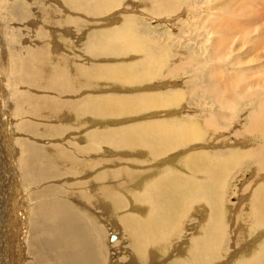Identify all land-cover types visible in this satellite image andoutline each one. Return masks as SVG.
Instances as JSON below:
<instances>
[{"label":"bare ground","instance_id":"bare-ground-1","mask_svg":"<svg viewBox=\"0 0 264 264\" xmlns=\"http://www.w3.org/2000/svg\"><path fill=\"white\" fill-rule=\"evenodd\" d=\"M37 1L34 0L35 5ZM98 1L101 0L91 2L96 4ZM56 2V5L63 6L66 0H56ZM0 3L3 8L1 9L2 17L6 18L9 14L11 21H29L33 16L32 7L29 6L30 0L24 4V13L18 11V6L14 2L1 0ZM68 3L74 10L88 8L85 2L68 1ZM36 6L39 7V13L38 24L35 27L38 35L45 37L44 28L54 24L57 17L64 18L65 16H62L58 7L51 4L41 7L38 3ZM33 21L34 18L31 22ZM70 23L71 25L78 24L74 19L70 20ZM57 25L61 28L58 31H65L62 29L64 26L62 21L57 20ZM78 32L79 27L76 37H78ZM13 34L18 38L17 31ZM58 35L54 38L56 40H54V49L52 48L54 54L48 44L50 39L47 42L43 38L38 49L34 48L31 43H23L24 40L23 42L19 39L12 41L10 55L9 52L7 54V61L10 62L8 66L11 67L5 79L0 76V89L3 90L2 88L6 85L8 90V94L3 92L0 96V122L3 120L4 127L8 131L6 134L14 131L17 156L14 158L16 162L12 159L11 165L7 166L6 176V182L15 187V192H5L4 187L0 185L2 189L0 195V264H108V257H105L106 251L116 243H107L109 242L107 235L111 231L100 224L111 222L109 217L112 215L120 220L112 221V223L115 222L116 227L122 226L118 229L119 231L121 229L127 246L128 251L125 249L124 251L131 255L127 263H124V258L122 259L124 262L121 263L159 264L157 255L165 254L169 246H173V242L183 235L185 217L190 214L193 205L203 209L199 210L202 225L196 226L201 227V232L198 236L189 234L190 236L185 240V251L176 249L180 252L179 257L172 258L171 254L169 256L173 259V264H211L213 259L219 260L222 257V247H225L223 245L225 230L228 228L224 226L225 206L223 203L229 193V174L236 170L241 171L245 166L256 165V170L250 178L255 179L252 181L254 183L259 182V167L264 162V157H262L264 152L258 153L264 150V105L262 104L264 99H259L258 96L248 98L256 102L255 104L262 105L258 112L261 119H258L257 115L252 116L251 126L248 129L260 144H255L257 146L249 148L248 151L241 150L242 147L219 153L217 151L220 149H218L215 154H210L211 150L210 153L208 150L199 151L185 155L181 158L182 160H177L175 153L174 158L176 159L172 160L169 156L171 159H168L166 164L176 167L180 173L191 172L186 176L175 173L169 167L161 172L132 171L133 168L130 170L120 164L121 167H119L117 161H121V157H126L125 154L128 152L137 151L133 154L134 156H127L128 158L133 157L130 159L131 164L152 165L156 162L151 167L155 165L154 168H157L159 162L165 161L169 153L178 147L187 146L195 141L206 140L205 142H208L209 138L215 136L213 127H208L207 123H198L195 116L180 119V121H159L125 126H121L120 123L119 127L105 128L104 121H109V119L111 121L107 124L114 126L119 122L113 123L112 121H117L121 117H130L126 119V123H129L134 120H131L133 115L179 106L181 101L187 99L186 93L176 91L171 95L161 93L122 95L105 91L104 94H96L104 89L101 87L103 82L108 87H111L109 84L115 83L123 89L132 88L137 87L146 79L160 77L161 73L159 75L156 72V76H153L148 69H141V72L136 69L131 71L133 63L126 67L122 66L123 64L110 65V67L107 64H79L77 59H69L62 52L70 46H64V34L61 35L63 38ZM94 38L95 36L91 35L87 44L83 45L82 49L87 53H91L96 47ZM70 48L76 51L75 47ZM0 58V62H3L6 57L0 54ZM215 83H217L216 75H207V81L201 88L203 91L212 93L211 97L213 96L215 103L218 107H222L223 111L228 105L226 103L228 96L225 93L221 94L218 90L220 83ZM95 90L98 91L95 92ZM231 96V101H235L231 104L238 105L241 101L244 102L243 94L241 96L237 92ZM228 101L231 102L230 99ZM236 105H233L234 108ZM188 112L190 113L189 110ZM170 113L173 114L174 111ZM210 113L211 117L208 119L217 117L223 120L226 109L225 113L221 111L215 115ZM185 120L197 124L199 131L194 130L193 126L185 125ZM54 121L67 125L59 124L58 126ZM96 121L104 124H97ZM87 124L90 130L83 136L85 132L83 127H87ZM96 125H99V130H95ZM68 133L69 135H66ZM8 134L0 136V152H6L7 161L12 153L10 154L11 149L7 152L4 145L10 140H7L5 144L1 138L8 139ZM20 136L23 138L18 139ZM62 140L67 141L63 143ZM192 147L194 149V146ZM134 167L137 168V166ZM93 171L94 174H92ZM1 176H5V173H1ZM82 176L86 178V181L79 180ZM235 177L238 178V176ZM22 187L27 193L26 197H23L25 194H22ZM252 194L250 233L253 230L259 232V229L264 227V183L258 185ZM129 206L136 212L132 213L131 209L132 211L128 210L129 213H127ZM88 207H92L94 211L100 209L105 222L100 220L103 223L99 224L100 216L97 218V212H93L92 208ZM194 228L195 226H191V229L196 230ZM231 229L238 231L232 226ZM12 232L16 234V240H12L13 244L7 246V239L11 238ZM186 233L190 232L186 231ZM245 234L243 233L237 242L245 241L246 236L243 237ZM256 242V248L248 249L245 255L233 264H264V238H257ZM114 261L116 262L115 259Z\"/></svg>","mask_w":264,"mask_h":264},{"label":"rangeland","instance_id":"rangeland-1","mask_svg":"<svg viewBox=\"0 0 264 264\" xmlns=\"http://www.w3.org/2000/svg\"><path fill=\"white\" fill-rule=\"evenodd\" d=\"M4 1L14 2L18 6V11L24 13V9H25L24 4L25 3L27 4V0H22V1L4 0ZM46 1H48V3ZM68 1L85 2L87 3L86 6L88 8L83 10H74V8L71 7ZM91 1L92 0H66L65 4L63 3L64 4L63 6H59L56 5L57 4L56 0H38L36 2V5L39 3L41 7L50 6V4L52 6L56 5L55 7H58L62 16H65L64 18L66 20L65 23L64 18L57 17L54 24L52 23L51 25H49L50 28L49 27L44 28L46 31L45 32L46 38L43 36H39L38 30H36L37 28L35 27L38 24L37 16L39 13L38 11L39 7H37L34 4L35 3L34 0H30L29 6L32 7L31 11L33 13V16L29 21H20V20L11 21L9 14L7 15L6 18L2 17L1 9L3 8L0 3V51H1L0 54L6 57L4 58L3 62H0V66H1L0 76L3 79H5L11 67L8 66V63L10 62L7 61L8 60L7 54L9 52L10 55V47L12 45V41L14 42V40L19 39L21 42H23L24 40L23 43H27V42L31 43V45H33L34 48L38 49L42 44L41 40L43 38L46 39V41L47 40L49 41L50 39V41L47 42L48 44H50L51 46L50 50L52 52L53 51L52 48L55 44L54 43L55 36H57L59 32L61 33L58 36L61 35L63 36V34L65 35V33H67L64 36L65 42H63V44L65 43L64 44L65 47L66 46H70L72 48L75 47L76 51L71 50L70 47H66L65 50L62 52L66 56H68L69 59H77L79 64H84V65L107 64L108 67H110V65L118 66L120 64H123L122 66L126 67L133 63L132 64L133 68L131 69V71L132 70L135 71L136 69V71L141 72L144 69H148L153 76H156V72H158L159 75L161 73L160 77L157 78L153 77V79L150 80L146 79L144 80V82L140 83V85H138L137 87H132V88L126 87L123 89V87H120V85L115 83L109 84L112 87L111 88L108 87V85H106L105 82H103L101 83V87H103L104 89L100 90V92H96L98 90H95L96 94H104L105 91L108 93L122 94V95L123 94L131 95L135 93H136L135 95L146 94V93H153V94L161 93V94L171 95L173 94V92L176 91L179 92L183 91L184 93H186L187 99L185 101H181L179 106L160 109V111H156V110L146 111L137 115H133L131 117V120L134 119L135 121L133 120L132 122L130 121L129 123L126 122L128 119H130V117L129 118L121 117V119L116 118L118 120L117 121L113 120L112 122L113 123L119 122V123L114 126L107 124V122L111 121L109 119V121H104L106 125L104 126L105 128L119 127L120 123L121 126H125V125H137L140 123L146 124L150 122H159V121L160 122L175 121V120L180 121V119L184 120L186 118L195 117V116L197 118L198 123H202V122L207 123L208 127L209 126L213 127L214 130L213 132L215 136L209 138L207 140L208 142H205L206 140L205 141L201 140V141L191 142L187 146L180 147L181 149L178 147L176 150L169 153V155L167 156L168 158H166L165 161L163 160L165 163H163V161H161L163 164L159 162V167L157 168H154L155 165L154 167H151L156 162H153L152 165L131 164L132 161L130 159H132L133 157L128 158L127 156L130 155L134 156L133 154L137 153V151H131V153L129 152L126 153L125 154L126 157L124 158L119 157L120 159H122L121 161L119 160L117 161L119 167L125 165L126 168L127 167L128 169L130 168V170L133 168L132 171H141V172L142 171L161 172L167 167H169V169H173L175 173L186 176L189 175L191 172L184 171L183 173H180V171L176 167L172 166L171 164H166V161L171 158L172 160L176 159L177 157H178L177 160L178 159L180 160L187 154H191L194 152L196 153L199 151L205 152L207 150L208 152L211 150L210 151L211 153L209 152L210 154H215L217 152L219 153L238 147H242L241 150L248 151L249 148L255 147L260 144V142L254 136L251 135L248 129L251 126V120H252L251 118L257 115V118L261 119L260 118L261 115L258 114V112L261 108L260 106L262 105L261 104L258 105V103L255 104L256 102L254 103L252 102L253 100H249L248 98H250L251 96H255V97L258 96L259 99H264L263 97L264 96V0H101L100 2L98 1V3L96 4L92 3ZM33 18L34 21L31 22ZM72 19L77 21L78 24L71 25L70 20ZM57 20L58 21L60 20L62 21V23H64L62 29L65 31L62 30L58 31V29L61 28L58 27ZM78 27H79V32L77 34L78 37H76ZM14 31L15 32L17 31L18 38L14 36L13 34ZM54 33L55 36L53 37ZM130 34H132V36ZM91 35L95 36L94 42L96 41V47L93 49L91 53H87L82 48L83 45L87 44V42L90 40ZM135 35L137 36V39ZM64 46L62 48H64ZM77 51L79 52V55ZM6 64L7 66H5ZM126 72L128 71L126 70ZM211 74L216 75L217 83L215 84L218 83L221 84V85L218 84V86L220 87V89L218 90L221 94L223 93L227 94L228 100L230 99L231 101L230 98L232 97L231 95L236 94L237 92L241 96L243 94L244 97L243 100L244 102L241 101V103L238 105L231 104L235 101H231L229 103V101L226 99V103L228 105L226 106L227 108L224 107L226 109V115L224 114L225 117L223 120L217 119V117L214 119L212 118L208 119V117H211L210 112L213 113L212 115H215L220 111L225 113V109L222 111L223 108L218 107V105L215 103L216 101H214L213 96L211 97L212 93L202 90L205 82L207 81V75H211ZM218 86L215 85L216 88H218ZM146 87H149V89L148 88L146 89ZM153 88L155 90H153ZM2 89L3 90L0 89L1 90L0 96L1 94H3V92L4 93L8 92L6 85H4ZM64 99L67 100V98ZM262 104L264 105V101ZM233 105L234 106L236 105L235 107L236 109L234 108ZM188 110L190 111V113L188 112ZM172 111H174L173 114L170 113ZM154 113L156 114L152 115ZM169 113L170 115H168ZM149 114L152 115L153 117L150 116ZM147 115L149 117H147ZM249 117L250 120H248ZM215 119H217L218 121ZM211 120L212 122L210 123ZM186 121L187 120L184 121L185 125L193 126L192 128L194 130H197V132L199 131L197 124ZM257 121L260 122L259 120ZM54 122L58 126L67 125L66 123L60 124L59 122L57 123L56 121ZM96 123L104 124L103 122L100 121H96ZM0 124H2L1 126H3V127L0 126V133L2 134V136L7 135L8 133L6 134V132L8 131L7 128L4 127L3 120L2 122H0ZM89 127H90L89 125L87 127L86 126L83 127V129L85 128V132L84 133L82 132L83 136H85V133L88 130H90ZM94 128L95 130L100 129L99 125H96ZM13 133L14 131L8 134L9 135L8 139H4V137L1 138L5 144L7 140L8 141L10 140L11 142V143L7 142L6 144L7 147L6 145L3 144L7 152L10 151L11 149L10 154L11 153L12 154L9 160L7 161L5 158L6 156L5 151H3L2 153L0 152V166H2V168L0 169V185L4 187L5 192H10V193L15 192V187L11 186L9 182H6L7 180L6 176L8 174L7 166H10L11 165L10 161L15 157H17L16 147H15L16 142ZM66 135H69V133ZM21 138L23 137L20 136V138L18 139ZM62 141H64L63 143H66L67 140H62ZM245 142L248 143L246 144ZM192 146H194V149ZM185 147H187L188 151ZM262 152H264V150L263 151L260 150L258 153H262ZM174 153L176 155V158H174L175 157ZM262 155H263L262 157H264L263 153ZM14 161L16 162L15 159ZM130 165L133 167H131ZM134 166H137V168ZM145 166L146 167L149 166V167L146 168ZM255 170H256V165L245 166L241 171L236 170L229 174L230 176L228 177V183L230 186L228 187L229 193L223 203L225 206L224 226L225 228L228 227L226 229L227 233L225 230V234H224L225 243H223V245H225V247L224 248L222 247V252H221L222 257L219 258V260L213 259L211 264H233L234 262H236V260L241 259V257L245 255V252H247L248 249L253 250L254 248H256L257 244L261 241L260 240L259 242H256L257 238L258 239L264 238V234H263L264 227L259 229V232H257L258 230H256V232H254L253 230L252 231L253 234L250 233L251 224H252L251 223L252 217H250L251 208H252L251 198L253 196L252 193L256 190V187L264 183V162L259 167L260 177H258L259 178L258 181L260 183L259 182L254 183L252 181L255 179L253 178L252 180V178H250L252 177L253 171ZM1 173H5V176H1ZM94 173L95 172L93 171L92 174ZM235 176H238V178ZM224 178L222 179L223 182H224ZM81 179L86 181L85 180L86 178L84 179L83 176L79 180ZM21 190H22V194L23 195L25 194L23 197H26L27 193L23 189V187L21 188ZM1 194H2V189L0 186V195ZM87 204L84 206L85 208ZM10 207H12L11 203H10ZM245 207L247 208L245 209ZM88 208H92V207H88ZM128 210H130V212L132 211V213L136 212V210L133 209L131 206H129L126 211ZM199 210H203V209L193 205L190 214H188L185 217L186 219L183 226L184 228L183 235L179 239L173 242L174 247L169 246V249L165 254H160L161 256L157 255L158 260L157 259L156 260L159 262V264H173L174 261L172 258L179 257L180 252H178L177 250L180 251L183 249L182 252L185 251L186 249L185 240H187V238L190 235L193 234L196 236L199 235V233L201 232L200 231L201 227L200 226L199 228L196 227L198 225H202V222L200 221L201 211ZM100 211H101L100 209L95 211L93 210V212L95 213L97 212L96 213L97 218L98 216H100L101 218V219L98 218L99 224L103 223L102 221L105 222V219L102 217V213H100ZM127 213H129V211ZM161 214H162V210H161ZM109 218L112 221L115 220L120 221L115 215H112ZM232 219L235 221H233ZM112 221L105 224L103 223L104 225L100 224L103 227H105L108 231L109 230L111 231V233L108 232L109 235H107V239H108L107 241L109 242L107 243L117 244L113 246L111 245L110 246L111 248L109 247V249L106 251L107 254L105 257H108L107 263L122 264L121 262L124 261H125L124 263H127L130 260L131 255L130 253L128 254V252L127 253L125 252L128 251L127 246L125 244V240L122 237L121 229L120 231L118 229L121 228L122 226H119L117 224L118 226L116 227L115 222L117 221L113 223ZM191 226L192 227L195 226L194 229L196 230L191 229ZM231 226L237 228L238 233L235 232L234 229H231ZM247 229H249V231ZM186 231L190 233H186ZM243 233H246L245 235H243V237L246 236V240L237 242L239 237L242 236ZM11 234H10L11 238L8 237L7 239V246L13 244L12 240L13 241L16 240L15 238L16 234L14 232H12ZM110 235L111 237L115 236L116 239L111 240ZM184 235L187 237H185ZM118 236L119 238H117ZM255 242L257 244H255ZM176 244L181 247L179 248ZM240 245L242 246L240 247ZM112 248L115 249L116 251H114ZM173 249L175 251H173ZM212 252H213V248H212ZM233 256L236 258H234ZM237 256L239 258H237ZM114 259L116 260V262L114 261ZM166 260H168L167 263Z\"/></svg>","mask_w":264,"mask_h":264},{"label":"water","instance_id":"water-1","mask_svg":"<svg viewBox=\"0 0 264 264\" xmlns=\"http://www.w3.org/2000/svg\"><path fill=\"white\" fill-rule=\"evenodd\" d=\"M115 239H116V237H115V236H112V237H111V240H115Z\"/></svg>","mask_w":264,"mask_h":264}]
</instances>
